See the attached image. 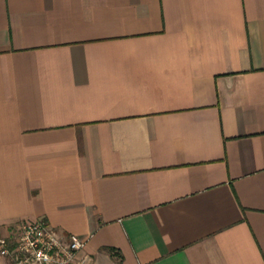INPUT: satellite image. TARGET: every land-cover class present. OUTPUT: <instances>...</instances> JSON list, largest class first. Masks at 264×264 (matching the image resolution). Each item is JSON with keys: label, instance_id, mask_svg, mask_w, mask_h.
I'll use <instances>...</instances> for the list:
<instances>
[{"label": "crops", "instance_id": "obj_1", "mask_svg": "<svg viewBox=\"0 0 264 264\" xmlns=\"http://www.w3.org/2000/svg\"><path fill=\"white\" fill-rule=\"evenodd\" d=\"M35 219L81 264H264V0H0V237Z\"/></svg>", "mask_w": 264, "mask_h": 264}, {"label": "built area", "instance_id": "obj_2", "mask_svg": "<svg viewBox=\"0 0 264 264\" xmlns=\"http://www.w3.org/2000/svg\"><path fill=\"white\" fill-rule=\"evenodd\" d=\"M85 239L77 234H61L41 219L24 220L13 242L0 237V254L13 264H81L78 252Z\"/></svg>", "mask_w": 264, "mask_h": 264}]
</instances>
